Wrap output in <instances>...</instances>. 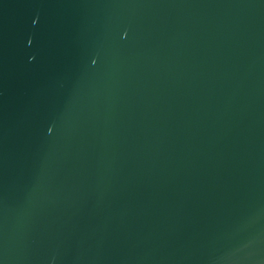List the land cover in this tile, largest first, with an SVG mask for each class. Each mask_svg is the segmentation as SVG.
Listing matches in <instances>:
<instances>
[{
    "label": "water",
    "instance_id": "obj_1",
    "mask_svg": "<svg viewBox=\"0 0 264 264\" xmlns=\"http://www.w3.org/2000/svg\"><path fill=\"white\" fill-rule=\"evenodd\" d=\"M0 264H264V0H0Z\"/></svg>",
    "mask_w": 264,
    "mask_h": 264
}]
</instances>
